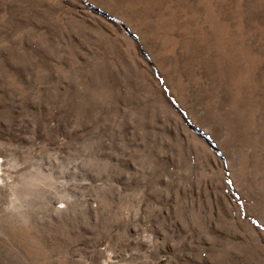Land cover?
I'll use <instances>...</instances> for the list:
<instances>
[{
	"label": "rangeland",
	"instance_id": "rangeland-1",
	"mask_svg": "<svg viewBox=\"0 0 264 264\" xmlns=\"http://www.w3.org/2000/svg\"><path fill=\"white\" fill-rule=\"evenodd\" d=\"M0 264H264V0H0Z\"/></svg>",
	"mask_w": 264,
	"mask_h": 264
}]
</instances>
